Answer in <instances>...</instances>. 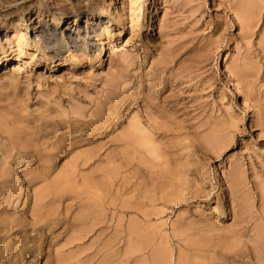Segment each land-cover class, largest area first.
<instances>
[{
  "label": "rangeland",
  "instance_id": "1",
  "mask_svg": "<svg viewBox=\"0 0 264 264\" xmlns=\"http://www.w3.org/2000/svg\"><path fill=\"white\" fill-rule=\"evenodd\" d=\"M66 2L117 32L0 64V264H264V0Z\"/></svg>",
  "mask_w": 264,
  "mask_h": 264
},
{
  "label": "bare ground",
  "instance_id": "2",
  "mask_svg": "<svg viewBox=\"0 0 264 264\" xmlns=\"http://www.w3.org/2000/svg\"><path fill=\"white\" fill-rule=\"evenodd\" d=\"M18 1L19 0H3V3L9 10H12ZM48 1L50 2L51 0ZM56 1H59V3L55 2L53 9L58 11L57 16L59 21H56L57 23L53 22L54 24L51 25L49 21L42 19L44 11L40 10L42 5L41 0H34L33 3L23 7L24 17L21 19L19 16H15L10 12L8 19L1 23L2 29L0 25V40L2 37L6 39L4 44L0 43L1 65L9 63L14 60V58L18 60L24 55V49L30 47V45L26 43V38H28L26 35L28 34H33L35 36V46L39 42L49 45L47 52L41 56L45 58L49 67L60 65L62 62V57H60V55L64 52L67 54L65 60L74 64H79L82 56H84L87 50L95 46L92 43L94 37L100 32H107L108 24L110 23V20H107V18L108 15L112 14V2H102L100 7L96 10L91 7H84L83 11L80 10L76 12L71 6L66 5V3H68L66 0ZM80 16L84 17L83 25L75 28H72V26H65V21L70 18H73L75 21V19ZM20 28L25 29V32L23 33ZM116 32L117 30L113 28L107 32V35L110 37L111 35H115L114 33ZM10 33L13 34L12 37H10ZM80 35L82 36V40L77 39ZM46 37L50 39H46ZM69 48H74L78 55H72ZM125 103L126 101L124 100L118 111H122ZM242 108L248 110V102L246 100L242 102ZM118 113L119 112L116 111L112 113L114 115L111 117L110 122L106 124L108 130L112 126V121L117 117ZM137 128V125L132 127L133 131H136ZM142 142H145V140Z\"/></svg>",
  "mask_w": 264,
  "mask_h": 264
}]
</instances>
